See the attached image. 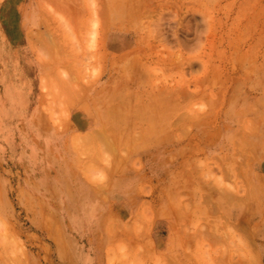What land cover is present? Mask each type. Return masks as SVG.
Wrapping results in <instances>:
<instances>
[{
	"label": "rangeland",
	"instance_id": "obj_1",
	"mask_svg": "<svg viewBox=\"0 0 264 264\" xmlns=\"http://www.w3.org/2000/svg\"><path fill=\"white\" fill-rule=\"evenodd\" d=\"M0 264H264V0H0Z\"/></svg>",
	"mask_w": 264,
	"mask_h": 264
},
{
	"label": "bare ground",
	"instance_id": "obj_2",
	"mask_svg": "<svg viewBox=\"0 0 264 264\" xmlns=\"http://www.w3.org/2000/svg\"><path fill=\"white\" fill-rule=\"evenodd\" d=\"M20 42H21V41H19V43H17V44H21ZM14 44H15V43H14ZM19 58H20V57H19ZM26 61H27V60H26ZM31 76H32V75H31ZM32 89H33V88H32ZM246 194H247V192H246ZM239 222H240V221H239Z\"/></svg>",
	"mask_w": 264,
	"mask_h": 264
}]
</instances>
